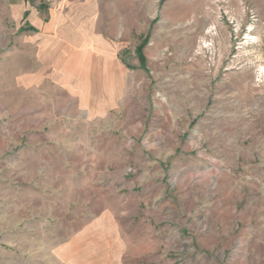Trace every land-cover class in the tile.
<instances>
[{
  "label": "rangeland",
  "instance_id": "rangeland-1",
  "mask_svg": "<svg viewBox=\"0 0 264 264\" xmlns=\"http://www.w3.org/2000/svg\"><path fill=\"white\" fill-rule=\"evenodd\" d=\"M89 263L264 264V0H0V264Z\"/></svg>",
  "mask_w": 264,
  "mask_h": 264
},
{
  "label": "crops",
  "instance_id": "crops-1",
  "mask_svg": "<svg viewBox=\"0 0 264 264\" xmlns=\"http://www.w3.org/2000/svg\"><path fill=\"white\" fill-rule=\"evenodd\" d=\"M92 222L82 226L68 243L62 244L58 253L63 256L70 254L75 256L79 254L77 250L80 251V254L84 253L83 250H88V254L91 256L96 255L99 249H103L107 254L108 250L114 246L112 229L108 226L109 220L106 216H98Z\"/></svg>",
  "mask_w": 264,
  "mask_h": 264
},
{
  "label": "trees",
  "instance_id": "trees-1",
  "mask_svg": "<svg viewBox=\"0 0 264 264\" xmlns=\"http://www.w3.org/2000/svg\"><path fill=\"white\" fill-rule=\"evenodd\" d=\"M30 30H34L35 28L34 27H32V26H30V27H28ZM139 57H140V60L141 61H143L144 60V58H143V55L139 52Z\"/></svg>",
  "mask_w": 264,
  "mask_h": 264
}]
</instances>
